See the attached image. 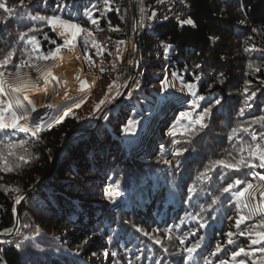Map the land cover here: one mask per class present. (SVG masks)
Listing matches in <instances>:
<instances>
[{"label": "trees", "instance_id": "obj_1", "mask_svg": "<svg viewBox=\"0 0 264 264\" xmlns=\"http://www.w3.org/2000/svg\"><path fill=\"white\" fill-rule=\"evenodd\" d=\"M6 3L14 11L8 14L0 9V54L16 49L13 63L7 68L11 74L16 73L14 64L21 61L32 65L21 70H34L53 62L57 54L47 60L39 57L66 45L52 25L31 18L36 15L56 16L80 24L93 33L89 36L93 38H98L109 26L114 32L113 41L120 48L128 41L124 22L110 0L109 9L105 8V0H24L26 7L19 6L20 0ZM191 3L190 18L195 26H181L175 21L158 24L145 34L140 51L144 81H154L149 74L169 65L172 72H178L184 86L181 90L187 94L179 105L189 114L188 118L179 121L175 115H169L168 121L153 126L158 133L151 144V158L142 155L143 145L135 150L133 144L119 141L126 138V119L132 106L141 107L147 97L145 91H136L130 101L126 100L124 108L122 99L116 116L108 118L105 114L100 119L102 113L95 112L105 93L113 88L117 68L114 52L99 55L82 40L87 34L76 37L81 53L87 58L83 69L87 75L100 78L88 102L60 123L44 127L52 128L41 136L0 132V153L5 156L9 145L24 142L23 147L12 149L15 155L8 156L13 171L0 170V233L12 229L1 237L11 236L15 231L16 198L22 199L39 183L20 209L25 234L14 245L0 244V264H129V261L220 264L221 260L238 264L241 259L246 264H256L264 259V253L258 251L264 244L253 245L251 238L239 234L241 230L264 231L259 227L262 223L251 219L237 228V190L222 193L223 187L236 179L244 182L240 189L258 182L260 175L264 176V168L242 167L236 171L217 167L207 177H201L216 160L231 162L233 158L247 156L239 148L255 143L251 133L238 131L233 136L234 128L243 125L250 126L251 132H264L260 125L251 124L254 118L264 116V0H191ZM89 11L96 24L91 23ZM32 36L39 41L38 48L31 41ZM168 44L171 48L165 51ZM79 66L82 69L80 61ZM190 83L195 84L192 92L186 86ZM252 92L256 94L249 101L252 107L245 108L241 115L240 109ZM197 96L205 99L198 102L199 107L190 106L189 101ZM216 99L221 100L220 105L215 104ZM207 107H211V115L205 118L207 127L201 129L196 120ZM90 120L98 126L91 127L87 134L70 135ZM180 123L188 131L168 137L170 129L180 127ZM178 149L187 150L177 156ZM20 155L27 162L18 160ZM55 160L57 166L47 176ZM108 183L116 184L124 193L122 208L115 209L105 201L102 192ZM217 197L219 200L213 204ZM229 231L235 234L234 244L227 242ZM217 243L222 250L213 256L211 252ZM81 244L83 250L79 249ZM196 244L200 247L193 260L188 261L185 249ZM240 248L247 255L242 253L232 260V253Z\"/></svg>", "mask_w": 264, "mask_h": 264}, {"label": "rangeland", "instance_id": "obj_2", "mask_svg": "<svg viewBox=\"0 0 264 264\" xmlns=\"http://www.w3.org/2000/svg\"><path fill=\"white\" fill-rule=\"evenodd\" d=\"M105 5H106L105 8L109 9V5L108 4H105ZM69 23H73V22H69ZM54 30H56L55 32L57 36L61 40H64V42H66V40L72 41L71 44L65 43L66 45L60 48L59 53L65 52V54L68 55L70 60L72 59L74 61L76 60V63H75L76 68L85 72V70L83 69V63L85 62L84 60L85 56H83L82 53H80L79 41H78L79 39L76 40L75 38L73 40L71 35L67 32V30L62 29L59 26H57ZM62 32H64L65 34L61 35ZM76 45L78 48L76 47ZM71 50H74V51L77 50V53L79 55L76 56V54H74ZM59 53L57 54L53 62L48 63V64H41L40 66H38L37 69L20 70L19 76H17V73L11 74L10 76L6 75L5 79L8 81V83L5 85V88L8 94L6 98H14L15 95H17L11 92V87H21V88H24L25 91L40 88L39 85L41 84V82L46 81L49 78L52 72V68L54 67L57 59H59L58 58ZM79 61L81 62L82 69L79 66ZM173 73H175V76L173 75ZM177 73H178L177 71L172 72L169 65H167L166 69L153 70L152 73L149 74V76L151 77L153 76L155 78L154 81L152 82H149L151 80L144 81L145 79L143 78L142 82H139V86L137 87H136L135 82H132L129 86L125 85L120 88L114 85L113 88H110L105 93V96L98 103L95 112L96 113L100 112V114L102 113L101 115L102 117H100V119H102L103 115L105 114H107L108 118L112 117L113 115L116 116L117 115L116 109L123 105L122 99L125 100V103L123 105V108H124L126 106L125 105L126 100L130 101L129 100L130 97L133 96V94L136 91L138 90L145 91L147 93L146 94L147 97L144 98L143 104L141 105V107L132 106L131 111H130V117H127L125 125L129 124L131 121H136L137 124L135 125V127L132 129L131 132H126V138L124 140L119 139V141L123 142L124 144H130V145L133 144L134 147L136 146L135 150H138L139 146L143 145L145 148L143 149L144 151L142 152V155H144L146 158H151L153 153L151 152L152 149L150 148L156 136L154 134L157 132V128H153V126L161 121L163 122L168 121L167 117H169V115H173V116L175 115L177 120L182 121L183 119H185V117H182L181 113H187V112H184L182 109H180L179 104L182 102L181 100L187 97V94L185 93V91L183 92V90H181V88H184V86L182 82H180ZM86 76H87V79H90L91 91L89 92L88 97L86 98V101L82 105L77 106L76 108H73L71 112H73V110L75 109L82 108L88 102L89 97L92 95V93L95 90L96 83L100 80V78L95 75L86 74ZM115 88H118V90L115 93H111L112 90ZM58 90L60 91L59 88ZM22 94L23 93L19 94L21 99H22ZM0 98H5V97H0ZM25 105H27V103H25ZM189 105L193 106L192 101H189ZM103 108L104 110L101 111V109ZM142 109H143V112H142ZM188 117H189V114H188ZM11 119H12L11 115L6 112L4 114V121L8 123V122H11ZM20 123L22 125L27 126L30 129V131L27 133L31 134V129L33 128V124L31 120H29L27 123L22 120L20 121ZM98 123H100V120H98ZM96 126H98V124L94 125L91 122V120L87 121L86 124L75 129L70 135L73 136L74 134L75 135L76 134L83 135L84 133L87 134L88 132L86 131L90 130L91 127L93 128ZM44 127L46 126H43L42 128L38 130L36 137L41 136L43 132L52 128V127H49L47 129L46 128L43 129ZM108 129L112 132L111 128H108ZM187 129L188 128L186 126L180 123V127H172L170 129L168 133V137L173 138L174 136H178L182 133L187 132L188 131ZM3 131L11 132V131H20V130L12 129V128L0 130V132H3ZM173 132L175 133L174 135L172 134ZM136 143L137 145H135ZM250 183L253 185V187L248 190V192L245 194V197L243 199L238 197L235 193V198L237 199L236 204L242 210L245 216L251 215L252 219H256L259 223L264 224V201H262V197H261V194L264 193V180L260 179L258 182H255V183L250 182ZM109 186L113 187L111 189L116 193L117 195L116 198H109L108 196L105 195ZM102 194L104 195L105 201L107 202L109 201L111 205L114 206L113 208L117 209L116 207H119V208L123 207V203L125 201L123 197L124 193L120 192L116 184L108 183V185L105 186V188L103 189ZM245 204H247L248 207H244ZM24 234H25V230L22 229L21 227L18 229V232L16 233V235H14L13 237L17 238V240L19 239L21 240ZM4 243H6V241H4ZM79 249L83 250L82 244L79 246Z\"/></svg>", "mask_w": 264, "mask_h": 264}, {"label": "snow or ice", "instance_id": "obj_3", "mask_svg": "<svg viewBox=\"0 0 264 264\" xmlns=\"http://www.w3.org/2000/svg\"><path fill=\"white\" fill-rule=\"evenodd\" d=\"M109 0H105V4H108ZM20 7H26V5L24 4V0H20ZM0 9H3V11L5 13L11 14L14 11V7H9L6 3V0H0ZM88 16L89 19L91 21L92 24H96L97 20L91 18L92 14L91 11L88 12ZM152 16H155V13H152ZM34 20H41V21H46L48 24L53 26V29H55L57 26H59L62 29L67 30V32L71 35L72 39L74 40L77 36L81 35V34H87L88 36H92L93 33L88 30L87 28H83L80 24H76V23H69L66 22L62 19H60L59 17L56 16H43V15H36L31 17ZM166 18V17H165ZM2 19V18H0ZM181 26L187 24V25H194V21L191 18L188 19H184L180 21ZM117 30L118 29H114ZM255 31V29L253 30ZM65 33L62 32L61 35H64ZM27 33L24 34V36H26ZM24 36H21V39L24 38ZM31 41L37 46H39V41L36 40L35 36L31 37ZM53 43H55V41H52ZM71 40H66V44H71ZM120 43H123V41H121ZM93 44H95V41H93ZM169 48H171V45L168 44L165 46V51H167ZM60 51V47H56L54 51H50L47 55L45 56H41L39 57L40 59H44L47 60L49 58H54L56 56V54H58ZM16 54V49L13 48L11 50H8L5 53H2L0 55H2V59H0V97H5V98H0V130L3 129H7V128H12V129H19L22 132H29L30 129L25 126L22 125L20 123V121H25L26 123L31 120L32 124H33V128L31 129V134L33 136L37 135L38 130L41 128L42 124L46 123L44 116L40 115L37 111V107L35 105V103L28 98V96H24L23 100L20 97V93H22L23 91H25L24 88L21 87H11V92L15 93L17 95H15L14 98H6L7 97V91L5 88V85L8 83V81L5 79L6 74L8 76L11 75V73L7 72V68L8 65L10 63H13V57ZM89 61H91V57H88ZM28 65V66H32L29 61H21L18 64H14V68L15 71L17 73V76H19L20 70L23 66ZM196 67H199V65L197 64ZM249 67H251V65H249ZM173 75L175 76V73H173ZM53 79H56V77L53 76ZM196 79H199V77L197 76ZM223 81H221L222 83ZM188 90L190 92H192V90L195 88V84H188L186 85ZM85 87H87V82L86 81H82L81 82V90H83ZM111 87V85L109 86ZM193 95H195V93H193ZM255 92H252L250 95L247 96V98L244 101V108L240 109V114L243 115L245 108H251L252 104L249 103V101H252L253 98L255 97ZM205 97L203 96H197L195 100L192 101L193 105L196 107H199V101L204 100ZM23 101H27V105H25V103ZM215 104L216 105H220L221 104V100L220 99H216L215 100ZM79 106V105H78ZM211 107H207L204 108L203 111L201 112L200 116L198 117V119L196 120V124L199 125V127L205 128L207 127V125L204 123L205 118L211 115ZM8 113L11 115V122L6 123L4 121V114ZM33 113H36L35 116H33ZM70 113L65 112L64 115L67 116ZM182 117L188 118V114L187 113H181ZM106 118V117H105ZM61 120H57V123H60ZM137 124L136 121H131L129 124H127L124 128L125 132H131L132 129L135 127V125ZM251 124H258L260 125L261 128H264V116H260L257 118H254L251 121ZM238 131H242V132H250L251 133V140L254 141L255 143H248V144H242L241 147L239 148V152L240 153H244L247 152V156H243L241 155L239 157V159H235L233 158V160L231 162L227 161V160H216L214 161L206 170L205 172L201 173V177H207L209 172L215 170L217 167H223L225 169H234L236 171H239L242 167H247V168H253V167H260V168H264V144H262L261 142L264 141V132L261 133H255V132H251V127H244L243 125L240 126L239 129H233V136H235ZM173 135L175 134L174 132L172 133ZM233 136H230L229 139H233ZM24 142L21 141L19 145H9V151L7 156H5L3 153H0V165H2V168H0V170L3 171H13V166L12 164L9 162L8 160V156H13L15 155V152L12 151L13 148L15 147H23ZM187 149H178L175 153V155L179 156L183 154V151H186ZM18 160L20 161H24L27 162L26 157L24 155H20L18 157ZM259 161L258 164L253 163L254 161ZM16 167H19V164L15 165ZM260 179L264 180V176H261ZM244 182L241 181L240 179H236L235 181L228 183L226 187H223L222 189V193H230L232 190H237L236 191V195L238 197H240L241 199H243L245 197V194L248 192L249 189H251L253 187V185L251 183H248L246 187H244L243 189H240V185H242ZM118 187V186H117ZM16 191H18V189H16ZM191 191V189L189 190ZM106 196H108L109 198L113 197L114 195H116V193L109 188V190L105 193ZM262 197V201H264V193L261 194ZM21 197H17L16 198V203L20 202ZM217 200H219V197L216 198V200H213L212 203L215 204L217 202ZM244 207H248L247 204L244 205ZM237 214H238V219L236 220V227L240 228V226L242 224H247L248 221H250L252 219L251 215L245 216L242 212V210L237 207ZM207 225L205 224H200V227H206ZM259 227L264 228V224H261ZM137 231H140V229H137ZM12 232V229H5L2 233H0V235H8ZM171 229L168 230V238L171 239V235H170ZM240 235H247L249 238H251V243L253 245L256 244H264V231H249V232H245L243 230L240 231L239 233ZM228 237V244H234L235 241L232 239V237L235 235L233 232L229 231L227 234ZM255 237V238H252ZM157 243H160L159 240L156 241ZM183 243V241H181ZM6 243H10L8 241H6ZM200 247L199 244H196L194 246L191 247H187L185 249L186 253H187V257L186 259L188 261H192L194 254L197 252V249ZM222 250V245L220 243H217L215 245V250L211 252V255L216 256L220 251ZM165 251H167V249H165ZM258 251H260L261 253H264V246L260 247L258 249ZM245 254L247 255V252L245 251L244 248H240L239 251H234L232 253V260H236L237 257L241 256V254ZM115 255V254H113ZM137 260L140 259V257H136ZM129 264H132L131 261H129ZM220 264H226V261L221 260ZM238 264H246V261L241 259L239 260ZM256 264H264V259H261L260 261L256 262Z\"/></svg>", "mask_w": 264, "mask_h": 264}, {"label": "built area", "instance_id": "obj_4", "mask_svg": "<svg viewBox=\"0 0 264 264\" xmlns=\"http://www.w3.org/2000/svg\"><path fill=\"white\" fill-rule=\"evenodd\" d=\"M117 11V15L123 20L127 43L120 46L113 41L114 32L109 26H105L98 38L85 36L82 40L90 45L96 53L103 55L104 52L112 50L115 55L116 76L114 85L122 87L135 82L136 87L142 82L144 75L140 72L142 62L140 46V35L156 28L158 24L166 21H175L190 18L193 12L191 0H110ZM155 16H152V13ZM166 17V18H165ZM146 39V36H145ZM95 41V44H93ZM145 43V41H144ZM155 50V49H153ZM161 55H158L160 58ZM87 58H84L86 61ZM17 238H0V244L14 245ZM8 241L10 243H4ZM15 243H14V242Z\"/></svg>", "mask_w": 264, "mask_h": 264}, {"label": "bare ground", "instance_id": "obj_5", "mask_svg": "<svg viewBox=\"0 0 264 264\" xmlns=\"http://www.w3.org/2000/svg\"><path fill=\"white\" fill-rule=\"evenodd\" d=\"M71 51L76 56L79 55L77 50ZM58 58L49 78L41 82L40 88L22 92V99L25 95L28 96L35 103L38 113L44 116L46 123L42 124L41 128L53 124L57 120H64L66 118L64 113H71L73 108L82 105L91 91L90 79H87L84 71L76 68V60H70L65 52L59 53ZM53 76L56 79H53ZM82 81L87 82V87L83 90H81ZM117 90L118 88H115L111 93H115ZM24 102L27 103V101ZM35 115L36 113H33V116ZM109 188L113 187L109 186L107 191ZM116 197L117 195H114L111 198Z\"/></svg>", "mask_w": 264, "mask_h": 264}, {"label": "water", "instance_id": "obj_6", "mask_svg": "<svg viewBox=\"0 0 264 264\" xmlns=\"http://www.w3.org/2000/svg\"><path fill=\"white\" fill-rule=\"evenodd\" d=\"M144 41H145V36L140 35V41H139L140 46H143L144 45ZM53 165H54L53 168L47 174V176L54 172V170H55V168L57 166L56 165V160L54 161ZM42 179H44V178H42ZM41 180H39V181H41ZM38 184L39 183H37L32 189H30L28 191V193L23 197V199L19 203H17V207H16V214H17V216H16V226H15V229H14L15 230L14 233L11 236H8V237H5V238L0 236V238H3V239L12 238L14 235H16V233L18 232V229L21 228V226H22L21 225V214H20L21 206L28 199V196L35 190V188L37 187Z\"/></svg>", "mask_w": 264, "mask_h": 264}]
</instances>
